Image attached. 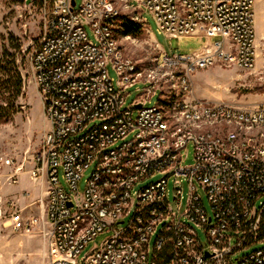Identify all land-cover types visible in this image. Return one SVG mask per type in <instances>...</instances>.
<instances>
[{
    "label": "built area",
    "instance_id": "built-area-1",
    "mask_svg": "<svg viewBox=\"0 0 264 264\" xmlns=\"http://www.w3.org/2000/svg\"><path fill=\"white\" fill-rule=\"evenodd\" d=\"M121 1L143 7L161 33L201 31L216 37L190 54L162 50L164 64L184 69L183 93L191 89L190 72L200 67L217 62L243 69L256 65L255 0ZM41 3L43 27L30 63L48 127L30 168L0 156V223L30 232L43 218L57 251L47 264H80L83 249L105 231L111 235L81 264H264V247L233 260L237 252L264 242V134L244 131L264 124V100L239 106L186 97L173 99L168 113L161 103L146 104L147 94L124 108L125 89L142 81L120 49L116 20L122 11L116 0ZM109 64L119 76L118 87ZM147 82L151 93L155 84ZM209 119L235 121L241 127L225 135L191 127ZM190 143L195 160L183 164ZM91 166L81 192L79 183ZM24 172L47 182L46 198L19 207L5 190L18 184ZM157 172L166 176L133 190L139 180ZM183 180L189 186L184 209ZM201 192L207 194L212 214ZM38 201L42 216L27 217L25 208ZM130 210L131 219L120 226Z\"/></svg>",
    "mask_w": 264,
    "mask_h": 264
},
{
    "label": "rangeland",
    "instance_id": "rangeland-1",
    "mask_svg": "<svg viewBox=\"0 0 264 264\" xmlns=\"http://www.w3.org/2000/svg\"><path fill=\"white\" fill-rule=\"evenodd\" d=\"M78 5L82 0H77ZM41 0H0V73H20L23 80L22 93L14 96L13 92L5 94L14 103L10 118L0 122V156L14 157L24 169L32 166V156L38 150L43 131L48 127L44 116L41 95L32 75L30 55L38 43L43 27V11ZM122 11L121 18H127L141 24L136 34H126L121 29V18L116 20V34L120 49L125 58H129L136 65L137 72L141 73L137 82L125 89L127 95L123 107H129L135 100L146 98V104L161 103L169 113V103L173 99L201 98L206 100H221L239 106H252L264 100V0H256L257 15L255 18L257 37L256 65L253 69H243L234 63L217 62L208 67H200L190 72V91L182 92L180 73L182 67L166 65L161 61L162 50L170 55L190 54L213 42L216 37H208L198 31L192 35H176L161 33L154 17L143 7H127L124 1L115 3ZM134 5L136 3L134 2ZM87 32L95 40L92 29L87 26ZM110 76L115 85L119 78L117 71L109 64ZM155 84V90L148 92L150 82ZM12 91V90H10ZM1 97V96H0ZM4 98H0V105ZM6 105V104H5ZM176 120V119H175ZM96 121H93V125ZM240 124L226 119H209L193 125L196 131H210L217 135H225L230 130L237 129ZM240 127L238 129H240ZM244 131L251 135L264 134V124L259 127L247 128ZM84 132L78 133L80 136ZM194 145L190 143L184 149L183 164L193 163ZM93 167L86 169L79 183L83 192ZM166 175L163 172L153 173L145 179L139 180L134 191H139L152 182H156ZM32 189L38 181L32 180L27 172L19 179V184ZM174 186L173 178L169 179L170 195ZM184 197L182 208L187 206L189 186L183 180ZM27 191V190H26ZM207 211L212 214L208 196L201 192ZM21 196V194H20ZM22 198L19 202L21 207ZM34 201L35 197L28 198ZM174 203V202H173ZM25 215L39 216L43 214L40 202L29 205L24 210ZM133 215L130 210L124 217V226ZM111 231H105L91 240L79 255V263L93 250L97 249L109 236ZM203 240L205 232L200 230ZM156 237H152L154 243ZM264 247L257 243L245 248L235 255L233 260ZM57 255L56 247L51 235L50 225L39 219L38 224L30 232H16L0 223V264H47L51 257Z\"/></svg>",
    "mask_w": 264,
    "mask_h": 264
},
{
    "label": "trees",
    "instance_id": "trees-1",
    "mask_svg": "<svg viewBox=\"0 0 264 264\" xmlns=\"http://www.w3.org/2000/svg\"><path fill=\"white\" fill-rule=\"evenodd\" d=\"M140 25L131 19L121 18V29L126 34L138 33ZM22 88L23 80L20 73H0V98H4L3 102L6 104L0 105V122L10 118L12 108H14V103L7 97L5 98V94L13 92L14 96H19L22 93Z\"/></svg>",
    "mask_w": 264,
    "mask_h": 264
},
{
    "label": "crops",
    "instance_id": "crops-1",
    "mask_svg": "<svg viewBox=\"0 0 264 264\" xmlns=\"http://www.w3.org/2000/svg\"><path fill=\"white\" fill-rule=\"evenodd\" d=\"M255 6H256V0H255ZM255 18H256V15H257V9L255 7ZM256 27V26H255ZM27 190V191H26ZM46 190H47V182L45 180L43 181H38V183H36V185H32V189L29 188V187H26L24 186V184H16V185H13V186H10L8 187L5 192L7 194L8 197H12L14 198L15 200L18 201V203L20 202V200L22 198L23 199V202L21 205V207H24L26 206V204L28 202H30V200L28 198H34L33 200H36V199H42L44 200L46 198ZM26 193H29L28 195ZM21 194V196H20Z\"/></svg>",
    "mask_w": 264,
    "mask_h": 264
},
{
    "label": "water",
    "instance_id": "water-1",
    "mask_svg": "<svg viewBox=\"0 0 264 264\" xmlns=\"http://www.w3.org/2000/svg\"><path fill=\"white\" fill-rule=\"evenodd\" d=\"M73 4H75V0H73Z\"/></svg>",
    "mask_w": 264,
    "mask_h": 264
}]
</instances>
